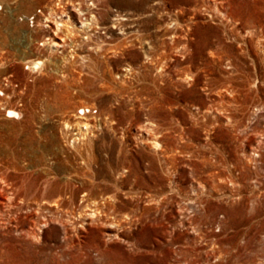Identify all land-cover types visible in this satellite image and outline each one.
Segmentation results:
<instances>
[{
  "label": "rangeland",
  "instance_id": "1",
  "mask_svg": "<svg viewBox=\"0 0 264 264\" xmlns=\"http://www.w3.org/2000/svg\"><path fill=\"white\" fill-rule=\"evenodd\" d=\"M0 264H264V0H0Z\"/></svg>",
  "mask_w": 264,
  "mask_h": 264
},
{
  "label": "bare ground",
  "instance_id": "2",
  "mask_svg": "<svg viewBox=\"0 0 264 264\" xmlns=\"http://www.w3.org/2000/svg\"><path fill=\"white\" fill-rule=\"evenodd\" d=\"M40 65H42V61L41 60L36 61L35 64H34V68L39 67ZM81 110H82V112H81L82 114H84L85 112H90L91 111L89 108H82ZM9 112H10V115H12L13 117H17L16 116L17 113H18L17 111H15L13 109H10Z\"/></svg>",
  "mask_w": 264,
  "mask_h": 264
},
{
  "label": "built area",
  "instance_id": "3",
  "mask_svg": "<svg viewBox=\"0 0 264 264\" xmlns=\"http://www.w3.org/2000/svg\"><path fill=\"white\" fill-rule=\"evenodd\" d=\"M31 23H34V16L31 17Z\"/></svg>",
  "mask_w": 264,
  "mask_h": 264
}]
</instances>
